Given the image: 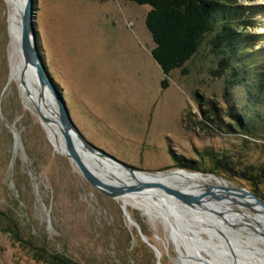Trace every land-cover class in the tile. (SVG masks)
Returning a JSON list of instances; mask_svg holds the SVG:
<instances>
[{"label":"rangeland","instance_id":"374dc122","mask_svg":"<svg viewBox=\"0 0 264 264\" xmlns=\"http://www.w3.org/2000/svg\"><path fill=\"white\" fill-rule=\"evenodd\" d=\"M235 7L244 16L238 20L246 18L248 24L230 23L227 30L234 39L256 35L252 51L258 53L248 65L264 69V0H236ZM149 9L130 0H33L42 71L88 145L75 132V150L88 168L112 184L124 179L108 172L109 163L152 179L178 170L222 180L264 202V131L239 129L234 113L247 96L244 86L233 85L236 74L230 66L218 71L227 55L217 52L215 57L205 42L185 71L165 76L152 56L154 42L145 25ZM10 40L8 6L0 0V264H228L227 257L231 264H251L248 252L263 245L256 240L261 236L248 234L251 230L243 224L227 225L234 255L220 232L204 226L212 225L208 212L183 211L188 209L181 197L165 187H153L152 195L145 188L130 190L139 201L158 203L149 214L130 205L124 209L118 197L92 187L67 156L63 135L65 152L48 137L38 116L43 102L9 81ZM37 83L57 111L54 95ZM262 91L264 98V81ZM93 153L104 168L94 162ZM207 186L211 193L223 194L214 181ZM237 208L232 205L228 214L252 223ZM130 220L157 249L158 259ZM243 234L254 240L243 245L238 240ZM204 241H212L216 250Z\"/></svg>","mask_w":264,"mask_h":264},{"label":"trees","instance_id":"16d2710c","mask_svg":"<svg viewBox=\"0 0 264 264\" xmlns=\"http://www.w3.org/2000/svg\"><path fill=\"white\" fill-rule=\"evenodd\" d=\"M130 1L139 6L150 7L145 25L154 42L153 59L165 76L176 69L185 71V65L206 42L212 55L216 57L217 52H223L228 57L225 63H219L218 71L224 66L226 69L230 66L231 74H236L233 85L244 86L242 88L245 89L247 102L234 113L239 129L249 133L264 131V69L248 65L253 53H258L252 51L256 35L234 39L227 30L230 23L237 27L248 24L246 18L238 20L244 16L235 7L236 0ZM162 86H167L166 79L162 81ZM235 108L236 105L234 110ZM249 110L253 111L250 113Z\"/></svg>","mask_w":264,"mask_h":264},{"label":"bare ground","instance_id":"6f19581e","mask_svg":"<svg viewBox=\"0 0 264 264\" xmlns=\"http://www.w3.org/2000/svg\"><path fill=\"white\" fill-rule=\"evenodd\" d=\"M5 2L7 3V6H8V24H9V28H10V34H11V40H10V44H9V64H10L9 81L10 82L15 81L24 93H26L29 96L32 95L36 99H39L38 100L39 102L40 101L43 102V104L41 105L40 114L46 120V122L45 123L43 122V123H44L45 127L47 128L48 137L50 138L51 142L54 144L56 149H60L63 152H65V150H64L65 146H64V143L62 140V135H61L62 134L61 125L59 123L58 113L56 111V107L52 104V102H51V104H50V102H47V99H46L47 96H46L44 89L42 88L43 89L42 92L39 90V85H38V83L35 79V76L33 74L34 72H33L30 65L25 66L24 59H23V56L21 53L20 32H21L22 12H23V8H24L25 0H5ZM29 76L32 77V79L29 80V78H28ZM43 95H44V97H42ZM45 113H46V117L44 116ZM59 130L61 131V133H59ZM91 156H92V159L94 160V162L96 161L99 164L98 165L96 163L99 167H100V165L103 168L105 167V164L103 163L100 156L94 155V153ZM85 158H87V157H85ZM80 159L83 162L84 158L82 155L80 156ZM86 168L105 186V188L106 187H110V188L113 187V188H116V189H119L122 191H129V192H126L123 195L118 197V199L122 202L124 209H125V207L130 205L131 207H134L139 211H142L146 214H149L150 211L152 210L153 205H158V203L148 204L147 202H143L142 200L141 201L137 200L130 192V190H132V189H136L138 191H144L142 188H145L149 192V194H151V193H153V191H152L153 187L159 188V189H161V191H163V188L165 187L167 189V191L174 192L177 196L181 197L184 207L188 209V210L182 209L183 211L185 210V211L189 212V214L197 215L198 214L197 210L198 211L203 210L204 212H208L210 214V217L212 218L213 223L211 222L212 225H208V224L206 225L205 224L204 226L210 227V229L212 231H216L217 233L220 232L222 234V238L226 242L229 250L234 255H236V254L233 251V249H235L234 245L232 244L233 238H231L229 235V232H228L229 230L227 229V225L229 223H234V224H237L238 226L241 227L242 226L241 224H243L245 227L249 228L248 230H251L248 234L251 235V234L255 233V234L261 236L260 239L256 238V240H259L260 243H262V245H263V247L261 246L259 248L253 244L255 247L253 246L254 248L251 249L252 252L251 251L248 252L247 262H251V264L252 263L264 264V218H262L261 216L258 215L260 213H263V215H264V211L262 209H260V206L257 203L253 202V200L247 196L244 197L243 195H240V196H236L237 198H234V199H231V197H228L229 192L227 193V191L225 190L226 187H228V186L226 185V183L224 181L215 179V178L210 177V176L205 177L200 173L193 174L191 172H183V171H178V170L173 171V172H169L163 176L156 175L155 178L152 179L151 177H149L145 174L139 173V172H134V173L130 172L129 173V172L125 171L124 169L118 167V166H111V163H109V165H107L105 167V168H108V172H110V173L113 172V174L115 173L116 175H119L120 177H122L124 179V182H121L118 184H112V183L107 182L108 180L105 181L101 177L102 175H100L98 172H94L88 167H86ZM137 176L143 178L144 180H146L149 183L148 184H140V182L139 183L136 182L138 180ZM168 181H175V183L181 182L183 184H190L191 187H187V188H185V187L184 188H178L179 186L174 187L173 185H169ZM211 181H214L216 186L218 188H220L218 191L223 192L222 195L219 193H216V192H212V193L208 192V194H206L207 193L206 192L207 187H208L207 184ZM155 192L160 194L158 191H155ZM195 197H200V198H195ZM201 198H202V200H204L206 202H204V203L200 202ZM165 199L167 202L172 201L168 197ZM228 199H231V200H228ZM171 205L172 204H170L169 206L172 209ZM232 205H235L238 207L237 209H239L245 215L244 218H251L252 223H247L243 219H237V218L233 217L231 214H228L229 208L232 207ZM172 206H174V205H172ZM245 206L249 207L250 211H247V212L244 211L243 209ZM175 207L178 208V206L176 204H175L174 208ZM223 209H227V211H224ZM211 213H212V215H211ZM183 216H185V215H183ZM183 222H184V220H183ZM215 222L218 225H216ZM190 228H192V227H190ZM194 228L195 229H193L191 231V233L192 232L196 233L197 227L194 226ZM180 229H182V228L180 227ZM194 238H195V236H194ZM250 238L252 240H254L253 237H250V236L243 234V236H241L238 240L240 242H242L243 245H248V244H250V243H248V241L251 240ZM183 243H184V241H183ZM204 243H206L208 245L210 244L212 247L215 248L214 243L212 244V241H210V242L204 241ZM244 248L250 249L249 246H245ZM213 249H212V252H213ZM215 250H216V248H215ZM192 251H191V253H192ZM208 252H210V250ZM193 255L195 256L194 258L197 261L198 260L202 261V258L199 257L197 254H195V251L190 256H193ZM187 258H186V260H187ZM221 258H223V257L221 256ZM227 259H228V261H230V263L228 262V264H231L232 259L229 257H227ZM243 260H245V259H243ZM202 262H203V264H214L213 263L214 261L210 262V261L206 260V261H202Z\"/></svg>","mask_w":264,"mask_h":264},{"label":"water","instance_id":"95a60500","mask_svg":"<svg viewBox=\"0 0 264 264\" xmlns=\"http://www.w3.org/2000/svg\"><path fill=\"white\" fill-rule=\"evenodd\" d=\"M34 20V13H33V0H25V4H24V8H23V12H22V19H21V32H20V49H21V53L24 59V63L25 66L30 65L32 70H33V74L36 77H38V82L40 84V87H47V89L49 91H51V93L54 95L55 97V105L57 106V113H58V119H59V123L61 125V131H62V135L63 138L66 142V151H67V156L73 161V163L77 166V168L79 169L80 173L82 174V176L84 177V179L92 186L94 187L96 190H98L99 192H101L102 194L108 196V197H112V198H117L121 195H123L126 192L129 191H122L113 187H105L86 167V165L81 161L79 154L77 153V151L75 150V147L73 146V141L72 135H75V128L73 127L70 117L68 115L65 103L63 101V99L54 91L53 87L51 86V84L49 83V81L47 80V78L45 77L42 68H41V64L39 62V57L37 55V50H36V46H35V33H34V25H33V21ZM37 76H36V75ZM29 80L32 79V77H28ZM38 116L39 119L41 121V123H45L46 120L45 118L38 112ZM76 135L77 132H76ZM78 138L80 140H82V143L85 144V146L88 147L87 143L85 141H83V139L81 138L80 135H78ZM117 162V161H116ZM119 163V162H118ZM121 164V163H119ZM210 187V186H209ZM214 188V187H213ZM227 191V193L231 196H240L243 195L244 197L247 196L249 198H251L253 200V202L257 203L264 211V202L262 200H260L256 195H254L253 193L244 190V189H236V188H229L226 187L225 189ZM206 192H211L210 189H207ZM124 214L127 216V218L129 219V215L126 214L124 212ZM130 222H132L137 231L139 232L141 239L154 251L157 259L159 257V252L157 251V249L151 245L148 240L140 233L138 225L136 223H134L133 221L130 220ZM63 262V261H62Z\"/></svg>","mask_w":264,"mask_h":264}]
</instances>
